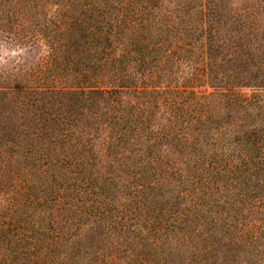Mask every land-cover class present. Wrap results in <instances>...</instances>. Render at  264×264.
<instances>
[{"label":"trees","instance_id":"16d2710c","mask_svg":"<svg viewBox=\"0 0 264 264\" xmlns=\"http://www.w3.org/2000/svg\"><path fill=\"white\" fill-rule=\"evenodd\" d=\"M240 2L0 0V39L41 49L0 69V264H264V0Z\"/></svg>","mask_w":264,"mask_h":264},{"label":"rangeland","instance_id":"374dc122","mask_svg":"<svg viewBox=\"0 0 264 264\" xmlns=\"http://www.w3.org/2000/svg\"><path fill=\"white\" fill-rule=\"evenodd\" d=\"M241 0H232L233 5H239ZM41 55V49L36 46H25L19 43L11 42L10 40L0 39V69L5 71H14L17 64L32 66L38 62ZM35 61V62H32ZM25 70V69H24ZM26 70L24 71V73Z\"/></svg>","mask_w":264,"mask_h":264}]
</instances>
